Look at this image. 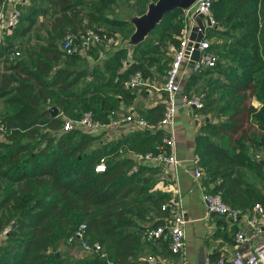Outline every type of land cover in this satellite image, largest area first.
Returning a JSON list of instances; mask_svg holds the SVG:
<instances>
[{"label":"trees","instance_id":"16d2710c","mask_svg":"<svg viewBox=\"0 0 264 264\" xmlns=\"http://www.w3.org/2000/svg\"><path fill=\"white\" fill-rule=\"evenodd\" d=\"M115 2L30 0V11L20 14L0 42V232L10 225L0 243V264H137L138 231L145 237V231L166 215L160 206L169 194L152 189L153 167L125 155L153 151L162 129L133 130L101 144L94 134L61 130L64 117L90 111L93 118L105 121L110 110L130 104L135 91L124 89L123 81L137 70L149 78L147 67L158 62L161 49L165 52L167 44L178 42L182 14L175 8L150 32L158 30L157 39H147L146 47L139 43L130 57L118 45L98 66L76 67L80 56L65 53L60 40L89 28L113 36L97 25L125 26L113 17ZM209 2L214 27H207L204 36L213 33L222 41L207 49L215 54V64L197 71L208 76L199 91L204 94L199 111L209 112V119L194 136V155L204 184H211L210 191L228 205H264L257 184L264 183V158L254 157L264 150V0ZM37 16L44 19L39 27L46 24L44 40L27 45L23 57L19 53L8 60ZM252 98L258 107L251 104ZM51 106L57 109L55 116L48 112ZM162 111L163 104L156 103L142 117L156 123ZM100 159L104 170L95 171ZM79 225L82 239L88 245L98 243L104 257L92 251L60 253L61 245L79 246L67 241ZM146 240L161 242L169 251L166 241Z\"/></svg>","mask_w":264,"mask_h":264},{"label":"built area","instance_id":"2783aa9c","mask_svg":"<svg viewBox=\"0 0 264 264\" xmlns=\"http://www.w3.org/2000/svg\"><path fill=\"white\" fill-rule=\"evenodd\" d=\"M27 2L28 0H0V42L15 28L21 14L20 8L26 5ZM209 6V0H195L191 6L181 10L182 24L177 33L178 42L176 45L172 43L167 45L169 61L164 69L161 84V90L164 93L162 99L163 111L156 123L149 122L131 111L119 113L118 111L110 110L105 121L95 119L90 111H85L77 118L64 117L61 130L69 131L75 129L85 133L100 134L105 140H109L114 139V135L117 136L133 130L146 129L154 131L162 129L160 143L155 146L153 151L141 154L133 153L132 158L139 165L167 164L173 167L177 166L179 160L174 153L173 114L179 107L200 110L203 105L202 98L204 95L202 92L196 94L180 92L178 83L180 65L183 60L189 59L193 49L199 51L198 59L193 62L194 70L198 71L212 67L216 62L215 54L207 50L210 43L205 36L196 43L195 47L193 46V41L189 46L187 45L190 28L197 13L207 19L210 25H214ZM121 41L122 39H116L112 35H100L94 29L89 28L77 34H65L60 40V48L65 53L84 56L92 47L102 46L107 49L111 45L120 44ZM18 55L19 51L12 49L7 58L8 60H13ZM127 61L128 58L123 60V65ZM2 65V59L0 58V72ZM123 88L146 93H151L153 89H156L150 80L138 70L131 73L123 81ZM254 157L257 158V155ZM94 170H104L102 159L95 164ZM191 176L196 182L205 179L203 171L198 165L196 155L192 158ZM162 183L155 184L153 188L169 194L168 200L160 206V209L165 211L166 215L161 218L162 222L159 225L147 229L144 235L147 239L157 238L166 241L169 252L177 257L176 264H185L183 261V223L185 219L176 175L173 174L169 178V182ZM200 197L206 214L221 215L233 226L234 242V248L229 257H217L213 260L205 258L201 264H264V205L260 202H254L250 207L244 209L232 207L222 199L218 192H211L210 189H203ZM9 228L10 225L4 227L0 232V243ZM82 230L83 225H79L67 241H77L82 254L92 251L100 253V256L104 257L105 254L100 251L101 248L98 243L95 242L88 245L82 239ZM156 263V257L148 255L142 262L137 264Z\"/></svg>","mask_w":264,"mask_h":264},{"label":"crops","instance_id":"0c3cea01","mask_svg":"<svg viewBox=\"0 0 264 264\" xmlns=\"http://www.w3.org/2000/svg\"><path fill=\"white\" fill-rule=\"evenodd\" d=\"M22 7L20 8L21 11ZM40 18L41 17H39V23L41 22ZM109 30L114 32L112 29ZM206 32L207 29L205 30V35ZM205 38L210 44L222 41L221 38H218V36L213 33L209 35L207 33ZM167 42L168 41L165 40L166 44ZM120 45L122 46V44ZM132 48H126L128 50V57H130ZM162 49L161 52L164 51H162ZM165 53L169 57L168 51H165ZM110 54L106 55L100 49H97V51L91 55L90 52L86 53L83 56V58H86V63L88 65L86 68L89 70L94 65L98 66L105 59H103V57H107ZM90 56L93 58H90ZM100 58L101 61L98 60ZM167 62L163 57H159L158 62H154L147 67L150 74L149 78H147L156 89H153L151 93L135 92V96L130 104L119 105V113H127L131 111L142 116L148 108L156 103H162L164 93L161 90V84L163 81L164 68ZM88 78L89 76L85 79L87 80ZM207 78L208 76L202 71L197 72L194 70L193 65L190 67L188 60H183L178 72L179 90L186 94L199 93ZM81 82L82 79L80 80V84ZM213 97H215V94L211 96V98ZM251 104L255 107L259 106V102L254 98L251 99ZM205 119H209V112L207 114H202L199 110L192 108H177L173 114L172 130L174 138V153L179 160L178 165L175 167L167 164L147 166L153 167L151 170L153 173L152 176L155 180L152 189H154L153 186L155 184H161L162 182L167 183L173 174L176 175L181 193L182 209L185 219L183 223V261L185 264H201L205 258L210 260L216 259L217 257L227 258L231 255L234 248L233 226L225 217L218 214H206L205 212L204 204L200 195L203 189L209 190L211 184L206 186L203 182L204 179L196 182L191 176L192 158L194 156V136L198 132L200 123ZM122 134H118L117 136L114 135V138H117ZM94 135L99 137L98 142L100 144L106 141L100 134ZM132 154L133 153L130 151L125 152V155L129 157H132ZM255 155H257L256 159L264 158V150L256 151L254 156ZM149 214L153 216V211L151 210ZM139 224H141V222L137 221V225ZM138 234L140 235V240L134 255V260H136L137 263L142 262L148 255H152L157 259L156 264H176L177 257L172 255L167 249H164L161 242L147 241L146 237H143L140 231H138ZM62 247L66 248L63 254L70 253L75 256L82 254L81 249H78L75 253V247L69 248L67 245H61L60 248Z\"/></svg>","mask_w":264,"mask_h":264},{"label":"rangeland","instance_id":"374dc122","mask_svg":"<svg viewBox=\"0 0 264 264\" xmlns=\"http://www.w3.org/2000/svg\"><path fill=\"white\" fill-rule=\"evenodd\" d=\"M151 1H155V0H116L115 6H111L114 9L113 17H117V18L119 17L122 20H126V24H125V26H122V27H115V28L112 27V29H114L113 37L116 39H122V41H123V39L128 38L129 35L131 34V32L133 31V24L131 22H129V20L132 19L133 16H138L141 13H143L145 11L146 4L148 2H151ZM29 4H30V0H28L27 5L22 7L21 13L23 15H26V13H28V11H30L26 8ZM41 19L42 18H40V20ZM41 21H44V19H42ZM38 23H39V17L37 16L35 18L34 24L31 28L30 32L25 37L17 39L18 42L14 45V48H16L19 51V53H20L19 57L24 56V50H25L27 45H34L35 43H37V44L42 43V41L44 40V38L46 36L45 30H44L46 27V24H44L42 27H39ZM97 26L101 29H106V30L110 29V27L108 25L99 24ZM158 33H159V31L155 30L154 32H152L148 36H146L145 39L143 41H141V42H143L142 46L146 47L149 45L148 43L150 42V40L148 41L147 39H157ZM122 41L120 44H122ZM120 44L111 45L107 49L103 48L102 46H95L94 47L95 49L92 47L90 49L91 50L90 55L92 53L96 52L97 49L98 50L100 49L103 53L108 55L112 52V50L114 48H116ZM137 45H135V46H137ZM79 56H82V57H79L75 66L76 67H86V66L88 67V65L86 63V58H83V55H79ZM159 56L163 57L164 60H166V62L169 60V57H168V55H166L165 52L160 53ZM90 58H93V57L90 56ZM104 58H106V57H103V59ZM98 60L101 61V58ZM79 83H80V81H79ZM0 107H1V103H0ZM257 184L260 187V189L264 192V183L257 181ZM73 247H75V249H74L75 253L78 251V249L80 250V247L78 245L74 244ZM65 250H66V248H64V247L60 248L59 247V251L61 254H63Z\"/></svg>","mask_w":264,"mask_h":264},{"label":"water","instance_id":"95a60500","mask_svg":"<svg viewBox=\"0 0 264 264\" xmlns=\"http://www.w3.org/2000/svg\"><path fill=\"white\" fill-rule=\"evenodd\" d=\"M195 0H155L148 2L146 4L145 11L138 16H133L129 20L133 24V31L128 38L123 39L122 47L132 48L141 41L154 29V27L160 22L162 16L172 11L175 8L186 9L194 3ZM126 22V20H123ZM214 27L210 25L207 19H204L200 13L194 16V23L190 28L188 35L187 45L189 46L193 41V46L200 41L204 36V31L207 27ZM199 51L193 49L189 55L188 63L192 67L193 62L198 59ZM186 57V56H185ZM50 116H55L57 114V109L53 106L48 108ZM206 120V119H205ZM57 255V253H55Z\"/></svg>","mask_w":264,"mask_h":264}]
</instances>
